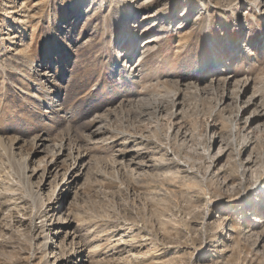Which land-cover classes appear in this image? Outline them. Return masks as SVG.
Returning a JSON list of instances; mask_svg holds the SVG:
<instances>
[{
	"label": "rangeland",
	"instance_id": "1",
	"mask_svg": "<svg viewBox=\"0 0 264 264\" xmlns=\"http://www.w3.org/2000/svg\"><path fill=\"white\" fill-rule=\"evenodd\" d=\"M204 1L187 0L203 16L141 58L135 78L121 68L135 40L122 0H0V264H264V130L241 120L230 133L237 91L220 105L229 72L250 81L240 100L254 89L264 109V15L253 0L246 19L238 0ZM131 51L136 60L140 48ZM39 64L48 79L39 78ZM215 132L229 151L212 168ZM53 142L84 164L60 214L72 221L71 236L61 221L52 237V248L64 244L56 255L30 232L46 211L57 223L59 209L46 206L71 163H61L40 197L41 171L32 170ZM249 153L255 163L244 173ZM74 235L84 253L61 262Z\"/></svg>",
	"mask_w": 264,
	"mask_h": 264
},
{
	"label": "bare ground",
	"instance_id": "2",
	"mask_svg": "<svg viewBox=\"0 0 264 264\" xmlns=\"http://www.w3.org/2000/svg\"><path fill=\"white\" fill-rule=\"evenodd\" d=\"M122 1L126 4V12L132 16V18L129 19L130 21L128 23L130 26V32L129 33H131L133 36L135 35V40H134V37L131 38L130 47L128 48L127 53H125V54L123 53V55L122 54L120 55L121 58L126 56L123 64H121V68L126 69L128 72L132 73L131 75L135 78L138 77V75L136 73L139 71V69L142 68L141 63H140L141 58L145 57L147 55V53H149V51L156 49L157 47L159 48L160 45L165 43L167 40H170L169 38L172 37V34L176 35L178 38H182V37L186 36V34L189 32V29L191 28V25L193 24L194 20L196 18L203 16L202 11H200L198 13L192 12L194 4L187 2V0H122ZM253 1L255 3V10L254 9L253 10L256 11V13H259L260 15H264V0H253ZM154 2H157L159 4L155 10H152V11L145 10L147 4H151ZM204 2L210 3V2H208V0L204 1ZM248 8H249V1L248 0H238V2L236 4V10L242 12L244 18H245V15L247 13L246 11ZM254 14H255V12H254ZM138 17H139V20L136 21V19ZM145 24H147V25L144 26ZM134 47L140 48L139 56L136 60L131 57L132 56L131 50L134 49ZM39 67H41V69ZM39 67H38L39 68L38 69L39 78L41 77L44 79H48L50 72L47 73L48 75H46L44 73V67H42L40 64H39ZM221 80L222 79L217 78L213 74V77H211L209 82H210V84H212V85L214 84L215 86H217L221 83ZM223 80H224V82L222 84L223 85V92H222L221 101H220L221 102L220 105L222 106V107L221 106L220 107L222 109L225 108L226 105H229V103L233 100L232 91L238 92L237 96L234 97L235 102L233 101L235 103V106L238 108V111L236 114L235 122H232L230 125V129H229L230 133L233 134L236 132V126H237L238 122H240L241 120H243L244 124H247L249 126V128L252 129L253 132H261L262 130H264V109L261 106L262 103L260 102L261 100H260L259 94L256 91H254V89H253V90H251L252 92H250V94L248 96H246V99L240 100V98L244 97V95H246V93L249 92V89H250L249 79H238L236 76L231 75V73L227 72L225 74V77ZM240 81H243V82L240 83ZM70 83H71V81H70ZM230 83H233L236 85L235 87L232 88L231 91L228 90ZM68 85H69V83H68ZM65 87H66V85H65ZM75 96H76V94H75ZM60 99L62 100L63 98L60 96L58 101H60ZM179 105H180V102H177V103L175 102L173 104V107H175V110H172L171 118H176L178 116L179 112H176V110L178 109ZM157 112L160 113L159 110ZM161 112H162V110H161ZM95 130L97 132L99 130V127H97ZM215 137L217 138L216 140H215ZM225 138H226V135L221 133V132L218 134H216V132H215L211 136V142L210 143L218 145L216 155L213 157V163L211 165L212 168H214L218 163L222 162L224 160V158H226L228 156L229 148H228V144H227V141L225 140ZM248 143L246 145V149H248V147H249ZM53 144L54 145L51 147L52 149L49 152V156H48L47 161L46 160L44 161V158L42 157V159H40V161H39V166H38V167L41 166V168L40 169L32 168V170H33L34 174L38 170L41 171V173H40L41 179H40V183H38L39 185H38V189H37V194H38L37 196H39V195H42V193H43L42 191L44 189H46V185L49 187V189L47 191H50V189H51L50 182L54 178L56 179V177L60 175L59 171L61 170V168H60L61 163H63L66 160H69L71 163L68 170H66V172L64 173V176H63L60 184L55 186V189L53 192V197H51L53 199V201L48 203V204H50V206H46V208L49 207V209H50V207H51V208L55 209V211H57L59 209L57 212L59 215H57V214H56L57 216L55 215L57 217V223H54L52 220L54 218V215H50L48 213V211H46V212L43 211L44 213H46L45 214L46 218L43 219V217L41 216V215H43V212H42V214H39V212H36L37 213V214H35L36 218L37 219L41 218V220L42 219L43 220L40 222V224H34V223L30 224V227H31L30 232H31L32 242L41 239V244L43 245L42 249H44L45 252L47 250H51L52 254L55 253L56 249L59 250L60 247H64V244H62L61 240L58 239L57 246L55 248H52L53 247L52 244L54 242L52 239L54 237L58 238L57 234H58V231L60 230V222L61 221H62L61 222L62 226L65 229H67L66 235L64 234L65 237L71 236V233L68 231H69V228L72 227V221H70L69 218L67 219L66 218L67 216L64 217L63 219H61L60 214L62 211H65L64 210L65 207L62 206L63 202L66 201V199L70 196L72 186L75 183V181L79 178V176L83 170L82 167L84 166L83 158L77 153L74 154L73 150L68 148L66 144H64V143L56 144V142H53ZM46 148H47L46 140L43 137L42 138L39 137L37 139V143L35 145V150L38 153L39 152L42 153V152H44V150ZM129 148H131V147H129ZM133 158H134V156H133ZM254 163H255V160L253 159V156L251 155V153H249L247 158L245 159V161H243L244 173L249 172L251 170V168L253 167ZM138 165H140V164H138ZM138 165H137V167H138ZM143 166H144V164H143ZM32 170H31V172H32ZM27 172H30V171L27 170ZM30 176H33V173L30 174L28 177H30ZM47 179L49 180V182L47 184H45L44 182H46ZM263 181H264V177H263ZM60 185L62 186L61 197L58 198V197H56L55 192L57 191V188ZM263 186H264V184H263ZM255 187L251 186L250 191H252V192L255 191ZM47 214L49 216H47ZM248 215H249L248 213L245 214V216H248ZM49 217H50V219H49L50 221L47 222L46 219ZM250 220L253 221V219H250ZM261 222L262 221H257L256 223L260 224ZM249 225L250 224H248L247 226L245 225L246 228ZM260 226H262V225H260ZM257 227H258V225H257ZM249 231H250V229H249ZM229 232H232V234H230L231 238L232 237L235 238L234 235H237L235 229H233V228L231 230H229ZM72 235H73V233H72ZM72 240L73 241L71 243L73 245L71 247V251H70L71 253H69V256H65L64 253L61 254V257H60L61 259L59 258L61 260V262L70 263V262H72V259L74 260L78 257H81L82 254L84 253V250H82L83 246H78V245H77V247L74 246V244H78V243H74L75 235L72 238ZM61 249H63V248H61ZM66 254H67V252H66ZM55 255H56V253H55ZM59 259H58V261H59Z\"/></svg>",
	"mask_w": 264,
	"mask_h": 264
}]
</instances>
